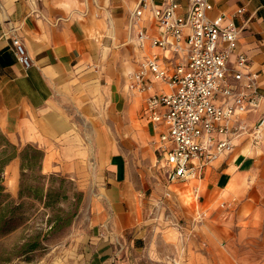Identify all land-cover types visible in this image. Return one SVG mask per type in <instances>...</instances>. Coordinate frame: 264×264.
I'll return each mask as SVG.
<instances>
[{"label": "crops", "instance_id": "1", "mask_svg": "<svg viewBox=\"0 0 264 264\" xmlns=\"http://www.w3.org/2000/svg\"><path fill=\"white\" fill-rule=\"evenodd\" d=\"M143 1L150 6L134 23ZM168 1L0 0V129L37 145L44 172L69 176L87 192L94 247L83 264H175L183 250L194 264H226V247L245 243L264 264V133L259 143L237 139L200 178L170 183L157 144L167 126L148 118L151 92L130 88L147 58L158 55L173 69L186 54L138 39L140 28L165 36L152 7ZM177 1L187 12L189 0ZM210 2L211 17L224 14L241 29L229 65L244 53L259 75L263 99L247 116L254 122L264 112V0ZM149 79L155 93L172 90ZM152 176L164 183L161 196L150 193ZM162 199L171 200L157 211Z\"/></svg>", "mask_w": 264, "mask_h": 264}, {"label": "built area", "instance_id": "2", "mask_svg": "<svg viewBox=\"0 0 264 264\" xmlns=\"http://www.w3.org/2000/svg\"><path fill=\"white\" fill-rule=\"evenodd\" d=\"M187 12L181 13L177 0L152 11L164 37H152L144 29L137 31L142 46L172 49L183 58L173 69L158 55L141 63L130 75V88L151 92L147 99L148 118L167 131L157 141L159 163L170 183H188L224 154L235 149L236 140L244 135L255 143L263 140L264 112L254 122L247 116L258 112L263 94L259 75L250 68L249 58L237 54L236 66L229 65L236 52L241 29L224 14L210 16V0H189ZM150 3L143 1L134 13V23L142 20ZM242 9L239 10L241 12ZM19 61L27 68L32 64L25 45L14 38ZM163 81L170 92L155 93L149 79ZM199 189H195L198 196ZM168 197L172 195L169 191ZM225 206V204H223ZM203 217H199L201 220Z\"/></svg>", "mask_w": 264, "mask_h": 264}, {"label": "rangeland", "instance_id": "3", "mask_svg": "<svg viewBox=\"0 0 264 264\" xmlns=\"http://www.w3.org/2000/svg\"><path fill=\"white\" fill-rule=\"evenodd\" d=\"M43 157L37 145L0 129V264H83L93 251L87 192L69 176L44 172ZM152 180L150 193L161 196L164 183ZM173 262L194 264L184 250ZM226 264H256L253 243L226 247Z\"/></svg>", "mask_w": 264, "mask_h": 264}]
</instances>
